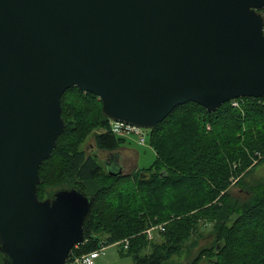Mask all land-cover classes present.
I'll return each mask as SVG.
<instances>
[{
	"label": "water",
	"instance_id": "obj_1",
	"mask_svg": "<svg viewBox=\"0 0 264 264\" xmlns=\"http://www.w3.org/2000/svg\"><path fill=\"white\" fill-rule=\"evenodd\" d=\"M264 0H0V254L64 264L91 194L39 199L71 86L111 121L152 129L177 105L264 97ZM109 166V173L121 171Z\"/></svg>",
	"mask_w": 264,
	"mask_h": 264
},
{
	"label": "trees",
	"instance_id": "obj_2",
	"mask_svg": "<svg viewBox=\"0 0 264 264\" xmlns=\"http://www.w3.org/2000/svg\"><path fill=\"white\" fill-rule=\"evenodd\" d=\"M60 106L65 124L38 168L42 182L37 196L49 198L70 187L91 194L84 242L68 256L129 238L128 248L121 250L133 264H164L174 255L186 252L188 257L204 237L200 227L209 224L211 240L197 246L188 264H254L256 257L262 259L264 184L246 188L243 197L232 194L230 186L254 160L264 159V97H238L212 112L193 101L175 106L147 130L153 162L116 175L82 147L89 134L100 151L117 152L126 143L112 132L98 96L71 86ZM159 192L170 196L161 200ZM160 223L158 240L142 233Z\"/></svg>",
	"mask_w": 264,
	"mask_h": 264
},
{
	"label": "rangeland",
	"instance_id": "obj_3",
	"mask_svg": "<svg viewBox=\"0 0 264 264\" xmlns=\"http://www.w3.org/2000/svg\"><path fill=\"white\" fill-rule=\"evenodd\" d=\"M144 132L145 142L143 144L138 142V137L133 133L119 135L125 137L126 143L123 147L118 148L117 152H106L94 149L92 134H89L86 137L82 147L88 152H94L97 154L98 160L105 163L107 167L113 166L114 160L118 161L123 169V172L127 173L136 170L137 168L148 167L155 158V153L147 142V130ZM260 155L261 157H264V153H261ZM257 161L258 160H254L251 167L241 171L239 176L234 179L230 186V192L232 194L243 197L246 196V188L264 184V159H262L259 163ZM158 196L162 200L168 198L170 194L159 192ZM209 230V224H204V226L200 227L199 232L203 233L204 237L198 240L197 246L208 244L209 240L212 238L211 236L207 237ZM153 236L155 240L159 239L157 238L158 236L156 235V230L153 232ZM197 246L191 249L188 257L186 252L174 255L164 264H188V261L193 258V255L197 250ZM262 252V259L256 257L254 259V264H264V249ZM202 262L205 263V261ZM95 264H133V260L126 250H121L120 245H112L107 247L104 253L95 260Z\"/></svg>",
	"mask_w": 264,
	"mask_h": 264
},
{
	"label": "built area",
	"instance_id": "obj_4",
	"mask_svg": "<svg viewBox=\"0 0 264 264\" xmlns=\"http://www.w3.org/2000/svg\"><path fill=\"white\" fill-rule=\"evenodd\" d=\"M263 13H264V7H263ZM262 32L264 34V22L262 26ZM232 105H237L236 101H232ZM110 125H111V130L113 133L118 134V135H125V134H135L138 137V142L140 144H143L145 142V130L142 127L122 123V122H117V121H111L110 120ZM163 224H156V225H151L147 228H145L142 233L146 235L148 239L153 238V232L155 230H163ZM116 246L120 245L122 248L127 249L129 246V238H123L119 241L113 242L109 245H104L100 244L97 248L80 254V255H70L67 256L64 264H95V260L104 253V251L107 249L109 246Z\"/></svg>",
	"mask_w": 264,
	"mask_h": 264
},
{
	"label": "flooded vegetation",
	"instance_id": "obj_5",
	"mask_svg": "<svg viewBox=\"0 0 264 264\" xmlns=\"http://www.w3.org/2000/svg\"><path fill=\"white\" fill-rule=\"evenodd\" d=\"M113 156H116V155H113ZM119 156H121V155H119ZM113 163H114L113 165H117L116 167H121V165L118 163V161L114 160ZM107 168H108V167H107Z\"/></svg>",
	"mask_w": 264,
	"mask_h": 264
}]
</instances>
